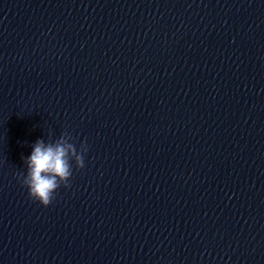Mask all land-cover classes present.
Listing matches in <instances>:
<instances>
[{
    "label": "clouds",
    "instance_id": "9594fccd",
    "mask_svg": "<svg viewBox=\"0 0 264 264\" xmlns=\"http://www.w3.org/2000/svg\"><path fill=\"white\" fill-rule=\"evenodd\" d=\"M87 152V144L82 142L77 148L72 134L66 130L55 140L51 135L47 141L37 139L30 156L24 159L26 171L20 172L16 179L27 188L31 200L48 207L62 186L70 187L73 166L77 170L85 167Z\"/></svg>",
    "mask_w": 264,
    "mask_h": 264
}]
</instances>
